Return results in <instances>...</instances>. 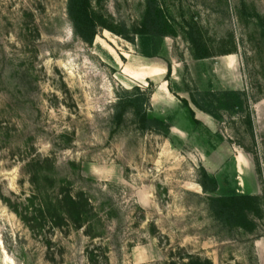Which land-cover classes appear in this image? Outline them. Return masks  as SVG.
I'll return each instance as SVG.
<instances>
[{"label":"rangeland","instance_id":"374dc122","mask_svg":"<svg viewBox=\"0 0 264 264\" xmlns=\"http://www.w3.org/2000/svg\"><path fill=\"white\" fill-rule=\"evenodd\" d=\"M156 1L167 36L138 33L146 0H91L89 44L68 0H0V264H264V0ZM127 54L130 73L166 65L168 91L126 74ZM136 96L166 128H141ZM68 194L98 217H60ZM234 194L255 196L248 229L209 207Z\"/></svg>","mask_w":264,"mask_h":264},{"label":"trees","instance_id":"16d2710c","mask_svg":"<svg viewBox=\"0 0 264 264\" xmlns=\"http://www.w3.org/2000/svg\"><path fill=\"white\" fill-rule=\"evenodd\" d=\"M146 5V14L138 33L148 37H162L171 34V24L157 1L146 0ZM68 14L72 21L74 32L83 41L92 44L98 33V24L91 12V0H68ZM190 37L196 58L204 59L212 56L209 48L193 31L190 33ZM222 94L225 100L224 104L227 108H232L234 106L241 107L242 95H244V93L242 94L241 92L232 90L223 91ZM141 100L142 98L140 96H136L131 102L133 105L137 106L135 108V114L141 121V128L146 129L149 125L166 128L165 120L161 117L152 116L146 109H144L143 101ZM123 118V112L116 110L115 119L117 122H121ZM201 176L202 180H200V185L204 192L213 193L218 190L217 179L211 176L205 168L202 169ZM67 198L71 204V208H67L66 205L62 207L60 206V217H62V213L64 212L71 220L75 219L72 214L73 210H78L79 205L83 202V210L79 212L78 216L80 217L82 215L87 221H90V223L93 218L98 217V214L96 215L95 213V210H97L98 207L92 204L89 200L83 199V201H80L79 195L77 194H68ZM208 199L209 207L214 213L216 220L229 225H237L245 229L252 227L253 223L249 220L247 211L255 208V196L249 194H234L231 196H209ZM99 210L103 212L101 208ZM91 231L92 230H90L88 235L91 238H96L97 236L93 235ZM93 264H97L96 261H94Z\"/></svg>","mask_w":264,"mask_h":264},{"label":"crops","instance_id":"0c3cea01","mask_svg":"<svg viewBox=\"0 0 264 264\" xmlns=\"http://www.w3.org/2000/svg\"><path fill=\"white\" fill-rule=\"evenodd\" d=\"M127 57L129 58L128 62L124 65V72L126 74H128L129 76H132L136 79H139V80H144L145 78H149L151 79L153 82L159 84V87H158V90L157 92L154 94L153 98L157 97L158 93L161 92V91H165L167 92L168 91V88H167V81L165 79V75H166V72H167V67L166 65L162 64V63H159V68L156 69V72L155 74L158 75V79L156 80H153V78L151 76H147V75H141L140 76V73H141V62H139V59L138 60H135L136 61V65H133L134 68H135V72H128L129 70H127V64L131 61V55L130 54H127ZM135 57V56H134ZM225 61L227 63V66L230 68V69H233L234 68V61H235V57L233 56L232 58H228L226 57L225 58ZM132 67V65H131Z\"/></svg>","mask_w":264,"mask_h":264},{"label":"bare ground","instance_id":"6f19581e","mask_svg":"<svg viewBox=\"0 0 264 264\" xmlns=\"http://www.w3.org/2000/svg\"><path fill=\"white\" fill-rule=\"evenodd\" d=\"M131 58V61L127 64V70L131 71V65H132V57ZM159 63L157 62H146V63H142L141 64V73H140V76L141 75H147V76H151L153 78V80H156L158 79V75L155 74L156 72V69L159 68ZM3 253L6 255V259L8 258V254H6V251L3 250Z\"/></svg>","mask_w":264,"mask_h":264}]
</instances>
